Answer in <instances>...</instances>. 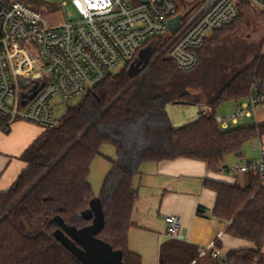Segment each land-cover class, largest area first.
<instances>
[{"label": "trees", "instance_id": "obj_1", "mask_svg": "<svg viewBox=\"0 0 264 264\" xmlns=\"http://www.w3.org/2000/svg\"><path fill=\"white\" fill-rule=\"evenodd\" d=\"M19 1L40 12L46 6L43 0ZM251 10L254 7L248 3L240 5L239 18L216 31L212 45L211 38L197 52L198 64L193 70L180 71L166 50L126 92L133 81L134 59L117 73H110L76 104L67 103L59 126L44 130L22 154L27 169L8 192L0 193L1 219L42 177L0 222V264H81L55 239L58 226L54 218L58 216L78 229L90 224L82 217L95 198L90 168L105 145L116 149L118 159L98 195L105 215L98 238L121 250L124 264H141L140 257L128 249L131 217L139 198L133 179L140 166L190 159L218 171L225 156H239L246 142L264 137V123L223 131L213 115L201 113L196 120L174 127L167 112L169 104L184 103L207 105L215 115L222 104L245 100L253 80L264 78V56L234 69L222 86H213L211 81L204 84L196 75L199 66H208L220 38L232 34L235 24L244 21ZM168 41L166 37L148 40L153 59ZM207 186L218 195L211 216L228 225L227 234L254 244V248L227 253V264H264V188L258 179L250 175L244 188L215 182ZM200 252L170 239L160 247L159 264H218L210 252L204 258L199 257Z\"/></svg>", "mask_w": 264, "mask_h": 264}, {"label": "built area", "instance_id": "obj_2", "mask_svg": "<svg viewBox=\"0 0 264 264\" xmlns=\"http://www.w3.org/2000/svg\"><path fill=\"white\" fill-rule=\"evenodd\" d=\"M81 19L59 27H49L42 13L19 0H0V131L8 133L11 125L22 121L43 130L59 126L54 115V100L76 102L101 85L120 63L136 61L140 52L151 48L148 40L169 39L171 59L182 71L198 64L197 52L213 34L234 23L240 5L248 3L264 11V0H72ZM195 5L184 20L179 15L182 3ZM181 16L174 33L169 22ZM140 53V54H139ZM24 85H27L24 87ZM34 91L32 98H22ZM264 78H255L245 100L237 109L215 121L222 130L236 126L240 120L253 118L263 108ZM207 116L213 115L204 107ZM260 151L257 160L227 167L229 174L253 175L264 188V137L255 139ZM169 239L180 229L177 217H167ZM212 254L218 264H227L226 254L215 247L201 249Z\"/></svg>", "mask_w": 264, "mask_h": 264}, {"label": "crops", "instance_id": "obj_3", "mask_svg": "<svg viewBox=\"0 0 264 264\" xmlns=\"http://www.w3.org/2000/svg\"><path fill=\"white\" fill-rule=\"evenodd\" d=\"M236 104L238 105V102ZM196 106L197 114L195 115L194 111L193 116L187 118L185 116L176 118L173 111L167 109L172 125L181 127L196 120L201 113L206 115L204 107L209 106ZM260 113L261 111L258 113L259 116ZM213 116L218 117L216 113L215 115L213 113ZM254 121L258 123V116L257 121L255 119ZM234 128L236 127L233 126L231 129ZM43 132L44 130L37 125L22 121L14 122L8 133L0 131V193L8 192L20 174L27 169L28 164L21 156ZM105 146L101 148L100 156L94 159L90 168L89 182L92 189L97 187L100 180L101 182L102 179L105 180L113 167L112 162L118 159L117 151L116 155H112L110 151L104 154L102 150ZM105 155L109 156L108 161L104 160ZM224 168L227 167L222 165L218 171H211L206 163L190 159H177L160 164L147 163L140 166L139 174L133 179V186L138 191L139 198L131 217L128 249L140 257L141 264L150 262L159 264L160 247L170 240L167 237V217L170 216L177 217L180 221V229L174 240L188 247L201 251L202 248L213 246L221 254L254 248L253 243L227 234L228 225L211 216L218 195L207 186V183L226 185L240 183L243 188L247 187V177L243 174L225 173ZM217 243L220 245L219 248ZM205 256L206 254L202 255L200 252L199 257Z\"/></svg>", "mask_w": 264, "mask_h": 264}, {"label": "rangeland", "instance_id": "obj_4", "mask_svg": "<svg viewBox=\"0 0 264 264\" xmlns=\"http://www.w3.org/2000/svg\"><path fill=\"white\" fill-rule=\"evenodd\" d=\"M43 1L46 6L42 7L41 13L43 19L47 22L49 27L55 28L66 24L70 20L76 22L81 19V16L72 0ZM195 9V5L189 6L186 2H183L178 13L179 15H184V20H186L187 17H189L190 14L195 11ZM219 34L221 33L216 34V38ZM211 38L213 40L211 39V41H209L210 45H212L214 42L215 36H212ZM147 49H149V52L143 53L141 57L139 56V58H137L134 62V67L138 62H142V66L149 55V62H152V60L156 59V57L153 59L154 50L152 51L150 47L145 48L142 50V52H145ZM263 56L264 12L261 9L254 7V10L249 12L248 17L244 19V21L237 22L235 24L234 32L232 34L220 38V43L213 47L212 55L208 58V66H199L196 71V75L201 81H203L204 84H207L211 81L213 86H222L228 81L234 69L237 70L239 67L248 65L256 58ZM123 65L124 63H120L112 70V73H117L123 67ZM200 89L201 88L198 87L199 92ZM199 92L195 91L196 95L199 94ZM76 103L77 102H72L71 105ZM237 106L238 105L236 102H227L219 106L215 113L218 117H225L229 113L235 112ZM67 107L68 104L65 103L60 97H57L54 100V115L57 120H61V118L65 115ZM167 107L168 111H173V114L176 118L183 116L187 118L188 116H193L192 112L195 111V115L198 112V108L194 104L174 103L172 105H168ZM262 114H264V102L260 116L258 115V123H256L253 118H245L240 120L235 127L245 128L259 123H264V115ZM175 117H173L174 120H176ZM254 143L255 140L246 142L239 156L233 154L225 156L223 159V166L232 167L239 165L242 162H251L257 160L260 156V151L255 148ZM102 151L104 154H107L106 151H110L112 155H116V149L113 146H105ZM107 156L108 155H105V157H103L105 158V161H108L107 158L110 159L109 156ZM236 175L241 174L236 173ZM243 175L247 177L248 186L249 175ZM103 180L104 179H102V182ZM102 182L100 180V183L98 182L97 187H94L95 189H93L95 197H98L100 193L103 184ZM238 185L243 187V185L240 183ZM149 264H151V262Z\"/></svg>", "mask_w": 264, "mask_h": 264}, {"label": "water", "instance_id": "obj_5", "mask_svg": "<svg viewBox=\"0 0 264 264\" xmlns=\"http://www.w3.org/2000/svg\"><path fill=\"white\" fill-rule=\"evenodd\" d=\"M181 16H177L169 22V30L174 33L180 25ZM149 52L147 49L143 53ZM159 54L156 59L160 56ZM150 56V55H149ZM149 56L141 66L142 62H138L133 68L131 76L133 77L132 83L125 89L126 92L147 70V68L156 60L149 62ZM27 85H24L26 87ZM123 92V93H124ZM123 93L120 95L122 96ZM35 92L24 93L22 98H32ZM85 133H83L84 135ZM81 135L80 138L83 136ZM69 149L65 152V154ZM46 174V173H45ZM42 178V177H41ZM40 178V179H41ZM39 179V180H40ZM38 180V181H39ZM32 187L15 203V205L0 219V222L10 213V211L24 198V196L38 183ZM82 217L85 221L90 222L89 225L82 228L68 226L63 219L55 217L54 222L58 229L54 232L55 239L68 250L81 264H124V253L121 250H114L113 247L98 238L102 229L104 228L105 215L102 207L101 200L98 197L93 198L89 202L88 208L82 212Z\"/></svg>", "mask_w": 264, "mask_h": 264}]
</instances>
